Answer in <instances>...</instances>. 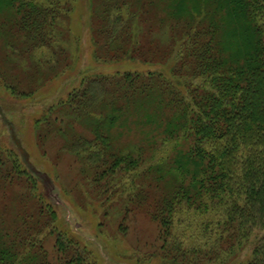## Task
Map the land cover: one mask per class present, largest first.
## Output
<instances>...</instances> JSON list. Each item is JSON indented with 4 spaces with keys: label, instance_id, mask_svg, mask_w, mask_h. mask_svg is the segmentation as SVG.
Segmentation results:
<instances>
[{
    "label": "trees",
    "instance_id": "trees-1",
    "mask_svg": "<svg viewBox=\"0 0 264 264\" xmlns=\"http://www.w3.org/2000/svg\"><path fill=\"white\" fill-rule=\"evenodd\" d=\"M62 1L0 0V81L14 97L32 96L62 72V65L45 71L34 58L52 48L60 19L72 11ZM90 4L97 61L139 62L154 71L83 78L37 120L39 144L59 138L105 208L128 190L123 219L147 214L160 228V247L141 249L146 257L229 264L253 246L241 264H264V0ZM57 56L61 64L67 59ZM133 128L141 129L140 145L121 143ZM161 145L171 152L145 165V151ZM183 208L210 216L199 229L202 243L186 247L174 237ZM57 220L38 176L0 144V264H98L95 251Z\"/></svg>",
    "mask_w": 264,
    "mask_h": 264
},
{
    "label": "rangeland",
    "instance_id": "rangeland-1",
    "mask_svg": "<svg viewBox=\"0 0 264 264\" xmlns=\"http://www.w3.org/2000/svg\"><path fill=\"white\" fill-rule=\"evenodd\" d=\"M62 3L70 4L72 11L67 17L60 19L52 48L45 47L34 56L43 70L48 71L46 69L51 67L60 69L62 65V72L49 83L42 82L36 92L27 98L14 97L0 81V144L20 153L28 168L38 176L55 206L58 216L56 224L74 236L81 245L94 250L98 264H161L159 257L153 260L146 257V252L141 251L144 249L151 252L160 247V242L157 245L159 226L152 223L147 214L134 216L131 213L123 219L126 202L128 203V190L124 194L119 193L123 198H110L105 208L97 200V193L94 194L88 188L90 178L81 173L79 159L62 148L63 142L59 138L46 139L42 145L38 142L37 120L44 119L50 108H55L70 93L79 89L83 78L95 75L111 78L116 74H124L129 69L140 73L154 71L151 65L139 62H98L94 55L95 46L92 44L93 28L89 23L92 10L90 0H63ZM62 53H67L63 64L57 56ZM48 60L49 65L45 64ZM22 65L26 68V60L22 61ZM76 130L90 136L79 125ZM141 135L140 128H133L131 133H124L121 143L126 145L132 142L140 145ZM186 147L184 144L182 149ZM170 149L171 146L164 148L162 145L154 152L147 149L142 155L146 159L145 165L159 163L166 156V152H171ZM154 156L155 160L152 162L150 159ZM128 177H125L122 184L125 186L124 190L127 189ZM139 180H143L142 176ZM119 188L120 186L117 190ZM154 190L152 188L148 192L153 194ZM209 218V215L207 218L186 208L180 209L175 217L174 237H182L186 247L202 243L203 237L200 236L199 229ZM121 224L128 229L121 230ZM54 243L55 237L51 236L46 245L49 252L53 251ZM252 250L253 246L247 247L229 264L245 262Z\"/></svg>",
    "mask_w": 264,
    "mask_h": 264
}]
</instances>
